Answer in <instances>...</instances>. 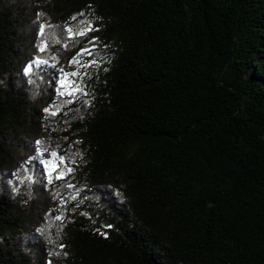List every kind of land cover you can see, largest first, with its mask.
Returning a JSON list of instances; mask_svg holds the SVG:
<instances>
[{
    "label": "trees",
    "instance_id": "16d2710c",
    "mask_svg": "<svg viewBox=\"0 0 264 264\" xmlns=\"http://www.w3.org/2000/svg\"><path fill=\"white\" fill-rule=\"evenodd\" d=\"M49 261L264 264V0H0V264Z\"/></svg>",
    "mask_w": 264,
    "mask_h": 264
},
{
    "label": "snow or ice",
    "instance_id": "6c2138e0",
    "mask_svg": "<svg viewBox=\"0 0 264 264\" xmlns=\"http://www.w3.org/2000/svg\"><path fill=\"white\" fill-rule=\"evenodd\" d=\"M83 15V14H81ZM73 19H75V17H73ZM44 28H45V25H40V34L43 35L44 33ZM92 28H91V25H87L86 27H84L82 30L80 31H77L75 33V35L77 36H82L84 34H86L88 31H91ZM68 33H69V36L71 37L73 35L71 29H68ZM38 49L43 52L44 51V46H43V43L41 45H38L37 46ZM82 51H86V50H82ZM48 62L47 61H44V60H40L39 58H37L36 60H34L32 62V64H47ZM93 63H95V61H93ZM32 64H29L27 66H25L24 68V74L25 75H28L32 69ZM71 75H74V73H72ZM67 85V81L66 80H61V86L64 87ZM63 94V93H61ZM46 112L49 111V109H45ZM52 115H55V112L52 113ZM36 144L37 146H39L41 144V141L37 140L36 141ZM36 152H37V158L41 157L43 155V153L41 152L40 148L37 147L36 149ZM51 156L55 157L56 156V153L55 152H52L51 153ZM61 160H63V158H61ZM40 163L44 165V168L45 170L50 174L52 171H55V166L52 165V162L50 160H43L41 159L40 160ZM63 177V174L61 173L60 175L57 176V179H62ZM31 179V178H29ZM49 183H51V175H49ZM56 219H60V217H56ZM108 227H111V225H108ZM38 231H42V230H38ZM106 235V234H105ZM61 248H63L64 246L63 245H60ZM51 255V253H50ZM48 264H51V261L48 262Z\"/></svg>",
    "mask_w": 264,
    "mask_h": 264
}]
</instances>
